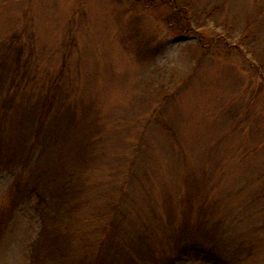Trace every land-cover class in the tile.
I'll return each mask as SVG.
<instances>
[{
	"label": "rangeland",
	"instance_id": "374dc122",
	"mask_svg": "<svg viewBox=\"0 0 264 264\" xmlns=\"http://www.w3.org/2000/svg\"><path fill=\"white\" fill-rule=\"evenodd\" d=\"M194 8L0 0V264H264V0Z\"/></svg>",
	"mask_w": 264,
	"mask_h": 264
},
{
	"label": "trees",
	"instance_id": "16d2710c",
	"mask_svg": "<svg viewBox=\"0 0 264 264\" xmlns=\"http://www.w3.org/2000/svg\"><path fill=\"white\" fill-rule=\"evenodd\" d=\"M134 3L135 4L138 3L144 7L145 6L157 7V6L166 5L170 9V14L166 18V20L169 24H171L172 26L174 25L178 28L183 27L184 31L187 29L191 30V28L193 26L192 24H190L189 20L193 18V12L195 10V8H194L195 0H134ZM180 29H182V28H180ZM258 70H260V69H258ZM262 72H264V71H262ZM66 186H67L66 181L61 182V188H65ZM19 190L21 191V189H19ZM45 191L46 190L43 187L33 183V184H30L29 186H27V188L23 192V195L25 198H34L35 199V202L32 205V209H33V211L37 212V214L42 213V215H43V213H47V210H48L49 205H50L49 201L47 199V196H46L47 193H49V195L51 196V199H53L55 197L53 193H50L48 191L45 192ZM18 207L21 208L20 206H18ZM42 221L43 220L41 219V222ZM188 243L189 244L182 243V245L178 246L177 249L179 250L180 253L200 256L201 258L206 259L207 261H209L212 264H226V263H224L223 259L222 260L220 259V261L219 260L217 261V259H215V257H217L215 254H217V253H216L215 249L210 247L211 245H208L210 247V249H207L208 247L203 246L197 242L192 243V244H191V242H188ZM204 249H206L207 251H205ZM94 259H97V255ZM83 263H85V262H83ZM93 264H97V261L94 262Z\"/></svg>",
	"mask_w": 264,
	"mask_h": 264
}]
</instances>
